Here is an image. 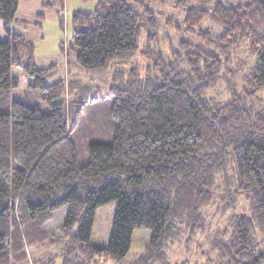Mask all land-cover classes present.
I'll use <instances>...</instances> for the list:
<instances>
[{
  "label": "trees",
  "instance_id": "obj_1",
  "mask_svg": "<svg viewBox=\"0 0 264 264\" xmlns=\"http://www.w3.org/2000/svg\"><path fill=\"white\" fill-rule=\"evenodd\" d=\"M231 1L175 0L183 22L165 24L190 34L176 44L145 0H100L74 13L75 62L113 72V139L90 141L82 164L87 87L48 84L34 43L11 28L19 0H0V264H189L170 261L167 248L200 236L208 263L264 264V0ZM244 48L254 60L240 86ZM137 54L149 63H133ZM16 67L50 112L11 98ZM220 82L225 100L209 95ZM112 201V235L99 246L96 211ZM62 208L54 236L46 224ZM216 217L227 223L217 227ZM137 228L152 237L128 260Z\"/></svg>",
  "mask_w": 264,
  "mask_h": 264
},
{
  "label": "rangeland",
  "instance_id": "obj_2",
  "mask_svg": "<svg viewBox=\"0 0 264 264\" xmlns=\"http://www.w3.org/2000/svg\"><path fill=\"white\" fill-rule=\"evenodd\" d=\"M100 0H19L18 13L16 20L11 25L13 31L22 33L35 45V60L38 68H48L46 81L53 84L59 80L74 81L81 83L87 88L83 96H87L90 104L83 111V131L87 133L82 137L79 135L76 139L78 146L79 159L82 164L89 160L88 143L90 141H101L109 143L114 135V122L109 115H106L107 108L111 105L112 98L109 95L110 87L113 83L112 69L97 70L86 69L78 65L75 52L72 47L75 46V33L73 26V15L76 11L91 12L97 7ZM250 0H232L231 2H246ZM145 3L151 8L159 22L161 23L160 34L171 37L174 44L181 38H190V34H178L175 29L165 24L168 17L174 16L179 23L183 22V13L181 9L175 6V0H166L164 3L149 2ZM40 15L44 17L41 18ZM212 20L204 22L206 27L220 28ZM221 29V28H220ZM241 61H247L248 65L239 74L236 79L241 86L242 74L250 69L253 63L252 54H247L246 49L239 51ZM132 62L139 66H146L149 62L141 59L137 54ZM53 66V67H52ZM245 67V65H244ZM14 74L20 78L18 88L11 90V98L31 105H37L43 112H50L51 106L46 97L38 88L29 87L30 80L22 74L18 67L14 68ZM26 79V80H25ZM211 96H217L225 100L228 97V88L226 82H220L217 88L209 92ZM94 96H99L93 101ZM69 98V94L66 95ZM78 97L75 99L77 100ZM76 110V107L73 106ZM68 115V119L70 120ZM117 211V202L112 201L99 207L96 211L95 226L92 236V242L99 246H107L113 229L114 217ZM67 213V208H62L55 213L54 219L46 224V227L57 236L58 228L63 223ZM217 227H223L227 222L226 218L216 217L214 220ZM152 231L146 228H137L133 233V242L128 254V260H134L139 257L145 246L150 242ZM205 236H200L197 241H193L188 247L181 244H174L167 248V255L170 261L184 262L189 264H212L208 263L205 250L208 249V242ZM188 248V249H187ZM58 259L56 264H61ZM159 264V263H156ZM215 264V263H214Z\"/></svg>",
  "mask_w": 264,
  "mask_h": 264
},
{
  "label": "crops",
  "instance_id": "obj_3",
  "mask_svg": "<svg viewBox=\"0 0 264 264\" xmlns=\"http://www.w3.org/2000/svg\"><path fill=\"white\" fill-rule=\"evenodd\" d=\"M25 78H26V77H25ZM19 79H20V78H19ZM26 79H28V78H26ZM26 79H25V80H26ZM64 209H66V208H64Z\"/></svg>",
  "mask_w": 264,
  "mask_h": 264
}]
</instances>
